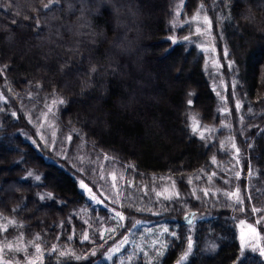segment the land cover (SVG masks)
I'll return each instance as SVG.
<instances>
[{"label": "trees", "instance_id": "1", "mask_svg": "<svg viewBox=\"0 0 264 264\" xmlns=\"http://www.w3.org/2000/svg\"><path fill=\"white\" fill-rule=\"evenodd\" d=\"M96 1L0 0V161L6 164L0 165V224L7 226L0 230V246L6 262L264 264L256 246L243 247L238 226L244 209L253 212L255 205L259 211L253 221L264 249V46L257 49L262 59L252 67L253 76L251 55L243 59L236 47H243L240 35L242 41L252 36L256 44L264 42V0H253L255 9L252 3L245 5L246 0H164L163 15L154 28L140 23L141 8L149 4L148 0H110L104 5ZM127 11L132 21L121 17ZM204 12L223 33L227 56L219 45L220 58L232 64L228 65L233 85L228 82L230 113L218 93L201 38L193 23L186 22ZM242 15L246 20H240ZM114 17L125 27V34L112 27ZM245 23H252L262 33ZM111 42L120 45L122 55L109 47ZM22 44L24 55H29L31 46L42 49V57L50 60L39 67L47 71L59 68L62 78L21 72L18 60L8 58V49ZM132 48L134 55L124 50ZM249 48L254 52V43ZM145 49H152L146 65L136 57L140 56L138 50L142 54ZM156 56H163V61L154 67L150 59ZM181 59L187 62L185 68L191 66L188 74L193 81L189 86L183 83L180 88L173 87L174 78L155 74L160 72L156 68L163 70L169 62ZM120 63L124 67L120 68ZM3 82L18 103L23 98L24 105L43 109L45 104L42 106L31 93L60 101L56 120L64 136L71 137L70 144L76 145L70 146L69 157L58 158L31 138L27 115L3 97ZM75 82L80 90L77 95ZM235 100L239 101L236 108ZM76 101L84 102L92 111L95 107V115L87 120L76 116ZM170 103L180 106L173 126L185 146L182 157L161 162L151 157L155 147L147 137L152 138L146 118L162 115ZM193 118L199 125L195 131ZM129 140L131 146L125 144ZM235 147L244 168L241 176L231 177L232 187L242 195V202L236 205L227 199L214 205L190 199V204H174L159 212L129 208L123 212L110 202H97L79 180L83 175L78 169L85 163L90 165V158L80 161L77 151L107 161L113 170L135 181L153 184L169 178L181 191L190 192L195 183L210 179L223 185L226 171L233 167ZM163 149L169 151L170 147ZM106 155L111 159H105ZM249 167L254 172L252 177L246 175ZM238 170L235 166L234 174ZM196 214L201 215L195 218ZM125 234L131 237L130 244L107 255L109 245ZM186 252L187 257L181 260Z\"/></svg>", "mask_w": 264, "mask_h": 264}, {"label": "rangeland", "instance_id": "2", "mask_svg": "<svg viewBox=\"0 0 264 264\" xmlns=\"http://www.w3.org/2000/svg\"><path fill=\"white\" fill-rule=\"evenodd\" d=\"M132 2V0H130ZM149 4L145 5L141 8L140 11V23L142 25H146L148 27L154 28V26L158 23V20H160L161 16L164 12V0H148ZM247 2L244 4L248 5L249 3H252L254 9L256 8V3L250 2L249 0H246ZM96 3L104 5L106 3H110V0H97ZM157 4V5H156ZM127 6V4H126ZM156 6H159L157 9ZM128 9V8H126ZM72 11V10H71ZM208 12H204L203 14H197L193 18L186 21L187 23H193L195 33L201 38V46L206 49V53L208 54V58L211 61L212 67L214 69V81L218 88V93L220 94V98L224 104V107L227 108L228 112L230 113L231 110H229V86L228 82H230V87L233 88V85L230 80V73L231 70H228V65H232L231 61L228 59H225L224 61L220 58L219 55V45H222L221 48H223V54L226 57L227 56V50H225L223 44V33L221 31V28L218 25V28H214L212 19L210 18V15ZM122 18L126 20H131L130 16L128 14V11L121 16ZM206 18V19H205ZM262 19L264 20V14L262 16ZM240 20H246L243 18H240ZM246 26H250L255 28L257 32L262 33V30L255 25L253 26L252 23L250 25L248 23H245ZM115 29H118L120 33H124V28L119 25L116 17L113 18V26ZM120 27L123 28L120 31ZM1 30V29H0ZM154 30V29H153ZM143 31V29H142ZM146 30H144L145 32ZM217 31V33H216ZM154 33V31H153ZM219 38H218V36ZM239 38H241V44L236 46L240 54L243 56L247 55L250 57V68H251V74L250 76H253V69L257 62L262 59L261 56H259L258 50H261L262 46H264V42L256 44L253 37H249V40H243V36L240 35ZM122 39V38H121ZM30 40V39H28ZM118 40V39H117ZM149 41V37L147 42ZM259 42V41H256ZM254 43L255 51L250 52V46ZM25 45L22 44L19 47H11L8 49V58L11 59H17L20 65L22 66L21 72L30 71L35 72L36 74L40 75H46L49 78L55 80L56 78L61 79L62 77L59 76V68L56 71L53 68H49V71L43 70L39 67V65H48L50 57L45 59L42 57L43 50L38 46H31V51L29 55H24L23 47ZM150 46V45H149ZM109 47L113 49L117 54L122 55L123 53L120 52V45L117 43L111 42L109 44ZM141 48H139L140 50ZM258 49V50H257ZM128 51L127 54H132L135 52V50L130 49L126 50ZM138 50V54L140 56H136L142 59L143 64H147L146 60H148V56L152 53V49H145V52L142 54ZM34 53H37L38 56ZM125 54V53H124ZM126 54V55H127ZM163 56L154 57L150 59L152 63L155 65H159L160 61H163ZM257 57V58H256ZM49 59V60H48ZM166 59V58H165ZM244 59V57H243ZM248 59V58H247ZM262 61V60H261ZM165 62V61H164ZM166 63V62H165ZM185 60H177L176 62L171 61L169 64L163 68H156L159 69L160 72H157L155 74L161 75L164 77V79L174 78L176 81L172 82V86L176 88L182 87L183 83H187L186 86H189L193 78L189 76L188 72L190 71V65L189 68H185ZM167 64V63H166ZM131 65H136L135 62H131ZM120 68L124 67L123 64H119ZM16 69H19V66L16 65ZM42 69V71H40ZM119 72L120 69H117L116 72ZM181 74L182 78L177 79L176 75ZM175 76V77H174ZM229 81H228V79ZM4 83V92L3 97L6 98L7 101H11V104L13 105V108H17L21 112L24 113V115H27L28 120V128L29 133L31 134V138L34 139V141L40 145L42 148L47 150V152L53 154L54 156H61L62 159L64 157H69V150H71V147H75L76 145L70 144L71 137L64 136L63 132H61V128L58 124L57 118V112L58 107L60 105V101L56 102L54 99H51L48 101L47 97L40 96L39 94L31 93L32 96L35 98V100H41L42 106L45 104V107L37 108L34 105H29L28 103L24 105V100L19 99V103L17 99L15 98L14 94L12 93L11 88L6 82ZM97 87V86H96ZM168 88V87H166ZM76 90V92H75ZM73 91L74 94L77 95L78 92H80L78 87V82L73 84ZM28 94L27 96L31 95ZM162 97V96H161ZM14 98V99H13ZM157 102V101H156ZM160 102V101H159ZM158 102V103H159ZM239 101H234V107L236 108V104ZM40 104V103H39ZM83 103L75 102L74 108L76 116L82 117L85 120L88 119V117H93L95 115V107H93V111L89 110L87 106L83 105ZM166 111L162 115H157V118L150 117V120L146 118L148 129L147 132H150L151 137L147 135V137L151 140L153 143V146L155 147V151H151V157L158 159L161 162H168L170 160H173L174 157L180 156L182 157V152L184 151V140L182 139V136L179 134V131L177 128H175V125L177 124L178 114L180 112V109L177 104L174 105L172 103L166 104ZM231 109V108H230ZM27 113H26V112ZM37 112V114H35ZM180 116V115H179ZM144 118V117H143ZM155 120L161 121V123L156 122ZM149 122V123H148ZM61 130V131H60ZM128 146L132 145V142H125ZM232 142L230 141V148H232ZM234 145V144H233ZM164 146H169L170 150L165 151L163 149ZM134 147V146H133ZM76 149H80V147H76ZM138 150V149H136ZM80 161L89 159L90 165H87L85 163V167H82V169H78L80 174L79 180L82 185V188L90 195L92 196L97 202L107 205V202L112 203L113 205H116L118 208H122L123 212L124 209H135L136 212L140 211H151V212H159L160 210H163L165 207L172 206L174 204H177L179 207H181V204H190V199H193L197 201L199 204L204 205H214L217 202L224 201V199H227L230 204H238V202H242V195L241 192L237 189L232 187V178H237L241 176L242 171L241 169V159L239 155V150L237 147H235L233 153H234V163L233 167L228 169L226 171V177L223 179V185L217 184L215 180L210 179L207 183H200V184H194L190 187V192H183L181 191L177 184L171 180V179H161L156 181L153 184H148L145 182H138L131 178H128L124 173L119 171L118 169H114L106 164L107 161L105 160H97L95 159V156H92L90 154H87L89 157H86V155H82L80 151L76 152ZM60 158V157H58ZM0 165L5 166L6 164L1 159ZM87 166H91L90 170H87ZM235 166L239 167V170L234 174L233 168ZM95 173V177L93 176ZM254 174L252 167H249L246 171V175L252 177ZM197 178H200V175L197 176ZM86 186V187H85ZM236 194V195H233ZM121 209V210H122ZM253 209H259L255 207ZM122 213V212H120ZM257 211H251L250 209H244V215L241 219L238 221V226L240 230V236L242 245L246 249H252L254 246H256L260 251L264 250L261 245V234L259 233L258 229L256 228L253 216H256ZM197 215H193L195 218ZM124 219V218H123ZM243 222V223H242ZM140 223V222H138ZM137 223V224H138ZM135 224V225H137ZM249 225L252 227L250 228ZM5 224H0V230H5ZM7 229V226H6ZM255 229V231H253ZM131 242V237H128L125 235H119L114 243L110 244L107 249V255H114L115 253L122 250L124 247H126ZM0 262H6V259L4 258V254L2 247L0 246Z\"/></svg>", "mask_w": 264, "mask_h": 264}, {"label": "snow or ice", "instance_id": "3", "mask_svg": "<svg viewBox=\"0 0 264 264\" xmlns=\"http://www.w3.org/2000/svg\"><path fill=\"white\" fill-rule=\"evenodd\" d=\"M52 2H54V0H49V3H52ZM44 7L47 8V7H49V5H48V4H45ZM205 19H206V18H205ZM5 67H7V66H5ZM2 71H3V69H0V72H2ZM93 71H95V69H93ZM62 102H63V101H61V103H62ZM188 103L191 104L192 101H188ZM193 119H194V127H193V130L195 131L196 128H197L199 125H198V122H195V118H193ZM105 159H111V158L108 157V156L106 155V156H105ZM82 186H84V185H82ZM85 187H86V186H85ZM233 195H236V194H233ZM253 211H258V210H257V209H253ZM117 215L120 216L119 213H117ZM120 218L123 219L122 216H120ZM10 223H14V222H10ZM242 223H243V222H242ZM249 227L251 228L252 226L249 225ZM5 230H6V226H5ZM253 231H255V229H253ZM84 239L87 240V239H88V236L85 235V236H84ZM6 247H8L9 249H12V246H11V245H7ZM191 248H192V244H191V241H189V244H188V250L190 251ZM14 250L19 251L20 249H14ZM0 251H2V250H0ZM39 251H40L39 246H37V252H39ZM187 254H188V253L186 252V253L184 254V256L181 257V260L185 259V258L187 257ZM261 255L264 256V250L261 251ZM6 264H10V262H6ZM29 264H36V262H35V261H30ZM178 264H179V262H178Z\"/></svg>", "mask_w": 264, "mask_h": 264}]
</instances>
